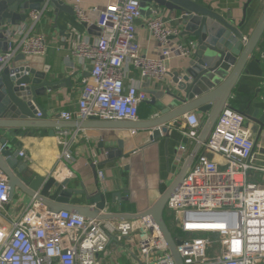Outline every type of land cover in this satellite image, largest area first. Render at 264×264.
Listing matches in <instances>:
<instances>
[{"label":"built area","instance_id":"2783aa9c","mask_svg":"<svg viewBox=\"0 0 264 264\" xmlns=\"http://www.w3.org/2000/svg\"><path fill=\"white\" fill-rule=\"evenodd\" d=\"M72 6L81 22L89 25L98 19L101 31L96 41L79 40L70 52L90 60L92 68L82 78L78 110L62 112L61 117L138 121L139 106L149 95L135 84L125 85L127 65L137 68L143 78L164 80L172 73L170 62L192 57L196 41H181V27L165 21L155 4L150 6L146 27L158 43V55L149 56L136 39L137 21L142 18L140 0H108L105 9L86 7L81 0H73ZM46 10V6L31 10L26 22L7 29L8 49L0 52V63L5 65L18 53L46 54L44 35L34 32ZM259 56L264 58V51ZM184 116V134L198 142L203 121L195 111ZM243 120L230 105L224 109L202 144L204 152L167 202L178 228L188 235L177 247L183 264L264 262V182H258V175L264 178V157L255 152V141L242 126ZM69 134L68 129L57 134L66 159L72 158ZM19 154L29 159L25 152ZM99 175L104 179L103 172ZM10 200L8 178L0 170V264H99L98 254L106 250L111 235L124 238L137 227V220L104 221L69 210L54 213L35 199L20 218L8 219ZM140 220V229L148 233L140 242L145 264H177L152 217ZM192 233L214 234L222 253L208 255L209 239ZM152 254L156 256L151 258Z\"/></svg>","mask_w":264,"mask_h":264},{"label":"crops","instance_id":"0c3cea01","mask_svg":"<svg viewBox=\"0 0 264 264\" xmlns=\"http://www.w3.org/2000/svg\"><path fill=\"white\" fill-rule=\"evenodd\" d=\"M66 1L72 6L73 0ZM81 1L86 7L97 6L100 9H105L108 2V0ZM195 1L214 8L221 14L230 15L236 22L242 20L244 4L247 2V0ZM152 5L155 6L151 3L143 9L142 18L137 21L136 39L141 44L143 54L157 56L158 43L146 27V20L151 17ZM157 7L159 15L165 21L172 26L179 25L183 30L179 12ZM263 10L264 0L252 1L247 10L245 36L252 32ZM100 31L98 19L88 25L81 22L74 11L55 13L53 8H47L44 16L35 26L34 32L44 35L47 43V51L43 56V64L49 67L47 79L58 81L59 85L56 88H48L44 94L39 95L37 105L47 113V123L59 124L60 128L55 129L54 135L48 133L50 130L48 127L14 129L17 135L6 136V143L1 144L0 147L18 151L17 158L21 157L20 151L25 152L29 159L24 161L28 163L30 169L40 175H53L60 182H64L66 188H73L75 193L70 203L75 206L87 204L84 191L93 195L100 188L109 201L104 212L141 214L151 208L161 194L173 184L195 151L197 142L183 132L185 116L172 121L168 133L163 134L153 143H149L148 130L134 132L133 129L126 128L83 127L80 126L82 122L80 120H64L61 117L62 112L75 113L78 110L82 78L87 76L92 68L90 60L79 58L70 52L79 40L96 41ZM180 40L187 42L196 39L182 36L181 33ZM261 51H264V38L248 60L232 92L229 105L236 110L253 112L256 108H264V58L259 56ZM183 61L186 59L176 58L170 62L171 72L179 71ZM172 79L171 75L164 80L143 78L137 68L131 64L127 65L125 85L135 84L149 95V100L139 106L138 121L148 120L158 111L151 101L154 98L156 100L165 98L168 88L175 90L176 85ZM195 112L202 121L205 119V114ZM62 129L70 131L69 138L73 141L71 159L61 156V144L57 140V134ZM23 132L27 134H22ZM252 137L255 141V135ZM120 139L123 142L124 155L110 159L108 151L118 147ZM182 146L185 147L184 150L181 149ZM203 152L201 147L194 163ZM255 152L261 159L264 157V132L255 147ZM209 155L213 156L211 153ZM100 172H103L104 179L100 178ZM260 178L261 176L258 175V180ZM262 180H264L263 176ZM112 199L114 202L111 201ZM32 201L33 198L17 191L7 206V218H20ZM168 211L170 210L167 209ZM72 212L79 213L77 210ZM169 219L173 221L171 217ZM166 221L170 225L167 218ZM136 222L137 227L130 236L117 238L111 235L106 250L98 254L99 264L146 263L140 251L143 234L139 227L141 220L138 219ZM211 235L215 237L214 234L209 233L206 237ZM155 256L156 254H152L151 258Z\"/></svg>","mask_w":264,"mask_h":264},{"label":"water","instance_id":"95a60500","mask_svg":"<svg viewBox=\"0 0 264 264\" xmlns=\"http://www.w3.org/2000/svg\"><path fill=\"white\" fill-rule=\"evenodd\" d=\"M140 1L145 8L154 3L179 12L183 23L182 36L196 39L195 52L192 57L183 61L179 71L170 74L176 85L175 90L168 88L165 98L152 99L151 103L158 111L148 120L90 119L80 122V126L148 130L149 143H153L168 133L170 123L177 118L192 111L205 114L197 147L173 184L161 194L151 208L141 214H113L104 212L109 201L100 188L93 195L84 191L86 205L71 204L70 199L75 190L66 188L65 183L53 175L44 176L34 172L23 157L17 158L18 151L0 147V170L8 178L10 199L20 191L54 213L77 210L86 217L104 221L138 220L151 216L176 263L183 264L177 248L182 243V236L174 235L166 221L167 202L183 182L202 144L209 137L224 109L229 106L239 77L264 38V10L252 32L245 36L247 10L253 0H247L244 4L243 17L238 22L233 21L230 15L221 14L195 0ZM45 6L53 8L55 13L74 11L73 6L66 0H0V52L8 49L7 29H15L27 21L31 10H40ZM43 61V56L18 53L5 65L0 63V145L6 143V136L17 135L14 129L48 127V133L54 135L55 129L60 128L59 124L47 123V113L37 105L39 95L44 94L48 88H56L59 85L58 81L47 79L49 67L45 66ZM238 111L244 117L242 126L255 135L257 145L264 132V108H256L253 112ZM38 112L41 113L40 117L37 116ZM24 133L26 132L22 134ZM123 148L120 139L118 147L108 151L109 158L122 157ZM111 201L114 202V199ZM147 237L148 233L143 231L141 239Z\"/></svg>","mask_w":264,"mask_h":264},{"label":"rangeland","instance_id":"374dc122","mask_svg":"<svg viewBox=\"0 0 264 264\" xmlns=\"http://www.w3.org/2000/svg\"><path fill=\"white\" fill-rule=\"evenodd\" d=\"M144 8H145V6L141 3L142 12H143ZM258 182H260V183L264 182V180H262V177L260 178V180H258ZM168 212H170V211H168ZM168 212L166 211V218H167L168 222L170 223L169 227L172 230V232L174 233V235L180 234L181 236H188L185 232L181 231L178 228L176 219L174 218V215L171 214V212H170V214H168ZM169 217H171L173 219L172 222L170 221ZM190 235L191 236H204V237H206V235H208V233H192ZM207 239H209V241L212 244V247L208 248V255H210V256L220 255L222 253V248H221L219 240H217V238L213 237L212 235L208 236ZM261 264H264V262Z\"/></svg>","mask_w":264,"mask_h":264},{"label":"trees","instance_id":"16d2710c","mask_svg":"<svg viewBox=\"0 0 264 264\" xmlns=\"http://www.w3.org/2000/svg\"><path fill=\"white\" fill-rule=\"evenodd\" d=\"M165 217H166V215H165Z\"/></svg>","mask_w":264,"mask_h":264}]
</instances>
